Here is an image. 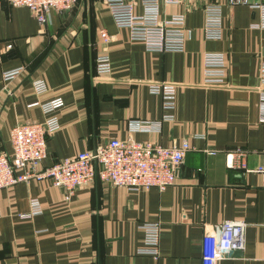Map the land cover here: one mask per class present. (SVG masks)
<instances>
[{
    "label": "crops",
    "instance_id": "1",
    "mask_svg": "<svg viewBox=\"0 0 264 264\" xmlns=\"http://www.w3.org/2000/svg\"><path fill=\"white\" fill-rule=\"evenodd\" d=\"M126 1L135 14L146 12L143 0ZM217 1L223 6L218 38L206 34L204 1L159 3L161 22L184 16L182 50H151L132 40L107 0L52 10L43 29L29 7L1 4V149L11 153L12 128L43 121L40 103L58 97L65 102L56 112L61 127L48 136L40 168L111 138L166 146L187 140L193 147L165 189H130L99 178L74 194L50 178L1 189L0 264H203L205 234L229 219L247 222L246 246L217 264H264V174L257 170L264 162L262 14L251 3ZM103 51L112 70L98 78L95 60ZM208 53L225 56L222 82L206 81ZM19 66L25 70L6 83L4 71ZM36 79L46 82L45 92H36ZM162 81L174 83L172 108L151 90ZM238 148L246 150L245 167L230 165ZM153 223L160 227L158 255L140 251L145 226Z\"/></svg>",
    "mask_w": 264,
    "mask_h": 264
},
{
    "label": "built area",
    "instance_id": "2",
    "mask_svg": "<svg viewBox=\"0 0 264 264\" xmlns=\"http://www.w3.org/2000/svg\"><path fill=\"white\" fill-rule=\"evenodd\" d=\"M204 1L206 10V34L210 38L221 37L223 6L217 0H143L146 12L143 15L134 13V4L126 0H107V4L118 26L130 29L132 40L145 42L148 49L182 50L184 16H177L170 23L161 22L158 17L160 2L180 3ZM7 2L14 6H27L35 14L41 29L49 20L52 10L63 11L73 7L78 0H0V6ZM229 4L251 3L260 9L261 26L264 27V0H228ZM170 22V21H169ZM177 25L176 27H173ZM104 42L111 39L105 28L100 30ZM11 48V44L6 46ZM207 66L206 81L215 84L223 81L226 73V59L223 54L208 53L205 55ZM25 70L24 66L5 70L3 80L8 83ZM112 65L108 51L97 55L95 72L98 78H104L111 73ZM259 81L264 84V56H261L259 66ZM174 83L168 81L153 82L151 90L162 92L164 107L175 105ZM37 93L47 90L43 79L33 81ZM63 98H53L41 102L40 106L47 117L43 121H28L16 124L11 130L12 152L8 153L0 147V190L11 187L18 182L29 181L32 178H50L57 186H62L68 194H74L76 187L88 184L96 178L104 182L125 186L130 189H148L156 186L165 189L176 181L186 154L193 146L185 140L180 145L166 146L158 142H140L133 139L123 140L111 138L98 144L94 149H88L78 154L66 157L50 166L40 168L47 157L48 136L61 127L57 111L64 106ZM264 119V93L261 99ZM236 162L232 159L231 166H246V150L238 148L234 153ZM23 169V171H18ZM258 171L264 174V162ZM32 213L40 211L37 200H33ZM1 214V208H0ZM146 244L140 250L144 253L158 255L160 227L158 223L145 226ZM247 222L240 219L224 220L219 230L207 232L203 238V264H217L220 260L233 257L236 251H242L246 246Z\"/></svg>",
    "mask_w": 264,
    "mask_h": 264
},
{
    "label": "water",
    "instance_id": "3",
    "mask_svg": "<svg viewBox=\"0 0 264 264\" xmlns=\"http://www.w3.org/2000/svg\"><path fill=\"white\" fill-rule=\"evenodd\" d=\"M241 253V251H236L234 254L235 255H238V254H240Z\"/></svg>",
    "mask_w": 264,
    "mask_h": 264
}]
</instances>
